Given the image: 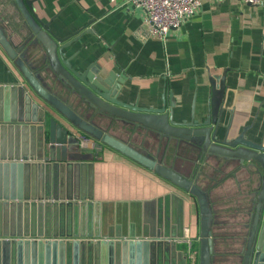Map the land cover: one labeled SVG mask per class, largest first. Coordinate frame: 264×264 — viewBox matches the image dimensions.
<instances>
[{
    "label": "crops",
    "instance_id": "obj_1",
    "mask_svg": "<svg viewBox=\"0 0 264 264\" xmlns=\"http://www.w3.org/2000/svg\"><path fill=\"white\" fill-rule=\"evenodd\" d=\"M32 1L39 20L49 23L59 38L91 23L88 32L63 50L62 59H68L79 73L90 67L100 79L113 78L121 90L118 98L126 104L162 109L163 96L169 91L175 103V122L190 121L191 113L194 120L202 122L210 106V79H214L220 112L216 125L209 127L216 139L211 146L226 152L238 150L237 156L207 150L196 136L170 137L151 126L110 120L90 109L60 79L67 70L58 53L50 56L45 47L58 51L62 45L42 29L36 35V29L29 26L35 19L24 0H0V35L11 50L0 43V85H21L45 110L47 125L51 117L65 123L61 111L44 102L28 85L22 70L26 67L72 114L192 181L205 195L212 216L210 264H241L253 211L264 192V164L247 161L246 156L253 151L229 148L228 142L244 136L264 146V2L251 6L240 0H204L193 16L165 39H157L148 34L142 10L127 0L113 5L108 0ZM169 109L167 104L166 117ZM80 134L95 144L89 134L78 129L74 138ZM129 135L135 139L130 140ZM33 141L37 145V132ZM30 143L29 136V147ZM100 145L86 154L88 160L81 161L83 166L77 168L75 176L71 171L68 175L67 169L63 172L68 184L64 196L75 194L77 206L81 201L86 206H73L68 217L58 213L59 229L85 233L95 222L101 228L105 224L108 232L116 228L127 232L132 223L137 228L151 227L153 234L176 243L185 264H200L198 199L162 175ZM68 149L79 151L76 145ZM203 168L210 169L205 178L200 174ZM27 219L29 223L28 212Z\"/></svg>",
    "mask_w": 264,
    "mask_h": 264
},
{
    "label": "water",
    "instance_id": "obj_2",
    "mask_svg": "<svg viewBox=\"0 0 264 264\" xmlns=\"http://www.w3.org/2000/svg\"><path fill=\"white\" fill-rule=\"evenodd\" d=\"M24 2L35 19L34 25L29 23V26L33 31L36 29V35L40 33L39 29H42L62 45L58 51L50 49L48 45L45 47L50 56L58 53L61 63L67 70L65 76L59 73L60 79L87 107L100 114H106L110 120L125 119L138 122L156 128L170 137L189 139L196 136L207 150L230 156L239 154L238 150L230 149L226 152L222 148L211 146L216 139L209 127L216 125L220 112L217 100L219 92L214 79H210L212 85L210 106L202 122L194 120L192 113L190 121L175 122L173 120L175 103L171 100L172 93L169 91L163 96L165 105L162 109H143L135 104H126L119 100L121 90L113 78L100 79L90 67L79 73L70 66L68 59H62L63 50L82 33L88 32L91 23H87L65 38H59L50 30L49 23L41 22L34 13L33 1ZM0 43L9 49L7 44H3L1 35ZM22 70L32 90L48 105L56 106L64 116L65 123L60 124L56 118L51 117L47 125L45 110L21 85H0V264H175L176 259H179V264H185V257L182 252L176 250V243L153 234L151 227L137 228L132 223L127 232L122 233L118 228L108 232L105 224L101 228V224L95 222L93 226L88 225L85 233L77 232L76 229H72L71 232L65 228L59 229L58 213L68 217L69 210L73 206L76 209L77 206L75 194H72L71 198L64 196L63 191L66 189L68 192V184L67 182L65 184L63 172L67 169L68 175L71 171L75 176L77 168L82 165L81 161L88 160L85 158L86 154H92L95 149L101 147L100 144L107 145L141 166L162 175L198 199L202 228L200 264H210V255L213 252L212 216L205 195L198 186L107 132L84 122L66 106L56 101L31 71L26 67ZM222 80L223 78L221 89ZM167 104L170 109L166 117L163 113ZM76 129L84 131L95 140L92 149L79 147L78 141L74 138ZM36 132L37 145L33 141ZM70 145L78 146L79 151H70L68 149ZM222 145L227 146V143ZM228 146L250 149L253 152L245 159L264 164V146L261 144L252 143L244 136H239L228 142ZM81 202L82 204L77 207L86 206L84 201ZM27 212L30 217L29 223ZM241 264H264V192L253 211Z\"/></svg>",
    "mask_w": 264,
    "mask_h": 264
},
{
    "label": "built area",
    "instance_id": "obj_3",
    "mask_svg": "<svg viewBox=\"0 0 264 264\" xmlns=\"http://www.w3.org/2000/svg\"><path fill=\"white\" fill-rule=\"evenodd\" d=\"M117 0H108L115 4ZM143 12V22L151 37L165 39L168 33L178 28L183 21L193 16L201 7L204 0H127ZM221 2L223 0H214ZM251 6H258L264 0H240ZM80 148L94 145L90 137L77 136ZM191 256V255H190Z\"/></svg>",
    "mask_w": 264,
    "mask_h": 264
},
{
    "label": "rangeland",
    "instance_id": "obj_4",
    "mask_svg": "<svg viewBox=\"0 0 264 264\" xmlns=\"http://www.w3.org/2000/svg\"><path fill=\"white\" fill-rule=\"evenodd\" d=\"M132 134L131 132H126V134ZM130 140H132L134 137H132L131 135H129V136H127ZM135 139V138H134ZM210 169L209 168H207V169H205V168H203L201 171H200V174L202 175V178L204 177L205 178V176H208V171H209ZM217 262H219V261H217ZM218 264H220V263H218Z\"/></svg>",
    "mask_w": 264,
    "mask_h": 264
}]
</instances>
